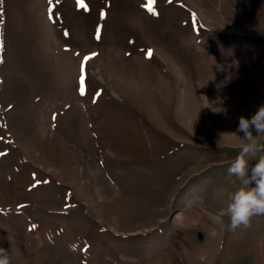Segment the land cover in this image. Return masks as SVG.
Segmentation results:
<instances>
[{"label": "rangeland", "instance_id": "1", "mask_svg": "<svg viewBox=\"0 0 264 264\" xmlns=\"http://www.w3.org/2000/svg\"><path fill=\"white\" fill-rule=\"evenodd\" d=\"M84 4L0 0L10 264H264V215H220L264 105V0Z\"/></svg>", "mask_w": 264, "mask_h": 264}, {"label": "clouds", "instance_id": "2", "mask_svg": "<svg viewBox=\"0 0 264 264\" xmlns=\"http://www.w3.org/2000/svg\"><path fill=\"white\" fill-rule=\"evenodd\" d=\"M234 133L239 138L240 150L228 174L239 180L240 187L229 194L227 206L220 213L230 218L233 232L246 229L253 217L264 215V105L250 118L241 116ZM252 160L255 163L250 166ZM0 264H10V256L3 248Z\"/></svg>", "mask_w": 264, "mask_h": 264}, {"label": "snow or ice", "instance_id": "3", "mask_svg": "<svg viewBox=\"0 0 264 264\" xmlns=\"http://www.w3.org/2000/svg\"><path fill=\"white\" fill-rule=\"evenodd\" d=\"M57 2H58V0H49V20H51L53 18L51 11H52V8L54 7V4ZM77 3L79 5V7H81V8L85 7L84 0H77ZM150 4H151V0H149V5ZM94 55L95 54H91L90 56H85L84 61L81 63L80 78H79L81 94H83L84 90H85V81H86L85 64ZM149 55H151V51H149Z\"/></svg>", "mask_w": 264, "mask_h": 264}]
</instances>
